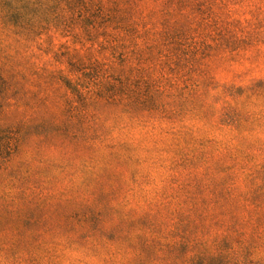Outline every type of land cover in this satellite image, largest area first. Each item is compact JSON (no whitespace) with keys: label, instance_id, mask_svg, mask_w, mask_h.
<instances>
[{"label":"rangeland","instance_id":"rangeland-1","mask_svg":"<svg viewBox=\"0 0 264 264\" xmlns=\"http://www.w3.org/2000/svg\"><path fill=\"white\" fill-rule=\"evenodd\" d=\"M38 1L0 21V264H264V0Z\"/></svg>","mask_w":264,"mask_h":264},{"label":"trees","instance_id":"trees-1","mask_svg":"<svg viewBox=\"0 0 264 264\" xmlns=\"http://www.w3.org/2000/svg\"><path fill=\"white\" fill-rule=\"evenodd\" d=\"M37 5L42 8V1L37 0H0V21L4 25L14 28L23 26L25 22H31L32 18L27 14L37 12ZM264 187V181L263 185ZM260 192L262 188H260Z\"/></svg>","mask_w":264,"mask_h":264}]
</instances>
